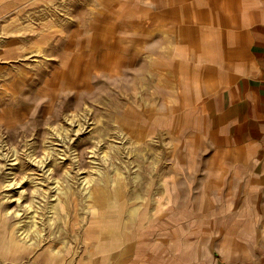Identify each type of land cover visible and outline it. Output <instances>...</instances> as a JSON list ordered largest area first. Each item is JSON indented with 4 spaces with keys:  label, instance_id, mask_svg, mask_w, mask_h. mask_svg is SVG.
<instances>
[{
    "label": "rangeland",
    "instance_id": "374dc122",
    "mask_svg": "<svg viewBox=\"0 0 264 264\" xmlns=\"http://www.w3.org/2000/svg\"><path fill=\"white\" fill-rule=\"evenodd\" d=\"M209 1L0 0V264L264 256V160L219 137L189 48Z\"/></svg>",
    "mask_w": 264,
    "mask_h": 264
},
{
    "label": "crops",
    "instance_id": "0c3cea01",
    "mask_svg": "<svg viewBox=\"0 0 264 264\" xmlns=\"http://www.w3.org/2000/svg\"><path fill=\"white\" fill-rule=\"evenodd\" d=\"M217 2L224 4V15L208 21L206 26L209 25L211 35L202 37L196 45H189L190 49L204 50L200 62L204 60L210 65L206 68L210 72L196 80H204L209 87L216 88V92L208 96V105L212 122L218 123L217 134L226 140L227 145L232 139L247 151H252V155L248 154L245 160L254 171L251 163L264 160V0ZM208 3L213 9L214 1ZM201 23L196 22L195 26L203 36V30L208 28ZM188 60L193 69L202 74L199 55L190 54ZM207 159L208 162L221 160L217 153L209 154ZM188 184L193 187L191 182L188 181ZM194 185L199 186L197 182ZM257 190L251 189L252 192ZM244 207V200L234 202V209ZM246 222L250 223V220ZM210 243L196 248L195 260L186 264H264V256L257 259L238 245L228 250L222 240L219 244L217 237L214 240L211 238ZM216 248L218 251H215Z\"/></svg>",
    "mask_w": 264,
    "mask_h": 264
},
{
    "label": "bare ground",
    "instance_id": "6f19581e",
    "mask_svg": "<svg viewBox=\"0 0 264 264\" xmlns=\"http://www.w3.org/2000/svg\"><path fill=\"white\" fill-rule=\"evenodd\" d=\"M97 196V195H96Z\"/></svg>",
    "mask_w": 264,
    "mask_h": 264
}]
</instances>
